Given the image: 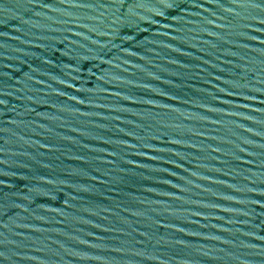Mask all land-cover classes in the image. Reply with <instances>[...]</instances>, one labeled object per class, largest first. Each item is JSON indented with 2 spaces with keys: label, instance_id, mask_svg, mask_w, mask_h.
Segmentation results:
<instances>
[{
  "label": "water",
  "instance_id": "1",
  "mask_svg": "<svg viewBox=\"0 0 264 264\" xmlns=\"http://www.w3.org/2000/svg\"><path fill=\"white\" fill-rule=\"evenodd\" d=\"M0 264H264V0H0Z\"/></svg>",
  "mask_w": 264,
  "mask_h": 264
}]
</instances>
